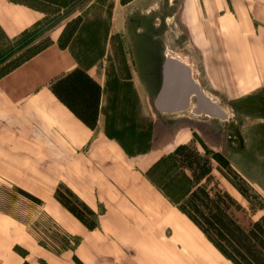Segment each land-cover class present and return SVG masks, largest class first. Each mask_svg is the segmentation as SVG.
<instances>
[{"label": "crops", "instance_id": "1", "mask_svg": "<svg viewBox=\"0 0 264 264\" xmlns=\"http://www.w3.org/2000/svg\"><path fill=\"white\" fill-rule=\"evenodd\" d=\"M183 2L191 7L180 15L184 22L209 24L203 34L195 28L192 34L199 52L218 57L209 64L215 89L227 101L240 98L250 106L252 96L264 92V0ZM47 17L0 0V27L11 39ZM87 19L102 20L80 22ZM68 35L50 30L46 45L0 76V193L18 187L40 199L42 213L70 237L69 247L56 251L63 236L54 246L42 243L28 226L0 212V264H233L153 182L163 160L176 165L179 145L206 154L200 139L208 146L212 120L153 111L146 93L152 74L141 73L150 66L119 63L113 46L104 52L96 43L89 51L81 27ZM75 69L100 87L94 129L52 89ZM78 87L67 95L84 99L93 111L97 88L89 82ZM60 185L96 214L94 230L56 200Z\"/></svg>", "mask_w": 264, "mask_h": 264}, {"label": "rangeland", "instance_id": "2", "mask_svg": "<svg viewBox=\"0 0 264 264\" xmlns=\"http://www.w3.org/2000/svg\"><path fill=\"white\" fill-rule=\"evenodd\" d=\"M17 1L44 11L48 17L15 39L9 38L0 27V76L46 45L50 30L66 29L72 36L81 27L83 37H88L89 51L96 47V43L102 45L104 52L113 46L118 49L114 58L119 63L130 60L152 68L141 73L152 74V86L146 93L151 109L157 111L154 103L161 86L160 70L166 54L188 57L202 89L216 97L228 116L221 120L201 115L212 120L214 125L206 139L208 146L202 139L200 145L212 160L214 175L220 186L242 205V210H234L233 216L245 228L257 220L264 223V210L251 209L252 201L239 192L227 172V166L231 165L251 185L253 192L264 198V92L254 94L251 105L247 107L243 106L240 98L227 101L215 89L209 64L218 57L199 52L192 34L193 28L199 30V35L203 34L202 28H207L209 24L184 22L180 15L191 9L190 6H186L183 0ZM87 16L102 20L80 22ZM185 113L193 114L191 108L180 112ZM153 182L162 187L175 204L186 196L191 186L189 172L178 168L171 158L163 160L162 165L153 171ZM0 212L28 226L42 243L54 246V242L63 236L52 217L42 213L40 206L17 193L13 187L2 190Z\"/></svg>", "mask_w": 264, "mask_h": 264}, {"label": "trees", "instance_id": "3", "mask_svg": "<svg viewBox=\"0 0 264 264\" xmlns=\"http://www.w3.org/2000/svg\"><path fill=\"white\" fill-rule=\"evenodd\" d=\"M14 2L22 3L17 0ZM81 82H89L97 88V99L93 111L89 110L84 99L74 100L68 93L80 92ZM70 84L71 87H68ZM52 89L88 127L94 129L97 123L100 87L81 69H75L59 78ZM71 97V98H70ZM72 99V100H71ZM176 166L188 171L191 186L186 196L176 203L177 208L194 223L217 250L233 264H264V223L254 221L250 227H243L233 216V211H241L242 205L227 190L220 186L214 175V166L210 156L200 153L192 145H179L174 151ZM227 172L233 178L239 192L250 199L255 208L264 210V198L255 192L251 185L231 165ZM14 190L40 205L41 200L21 188ZM1 195V193H0ZM56 200L61 203L87 229L97 227L96 214L81 201L69 188L60 185L55 193ZM70 237L63 236V242L56 248L60 251L69 247ZM78 264H81L77 260Z\"/></svg>", "mask_w": 264, "mask_h": 264}, {"label": "water", "instance_id": "4", "mask_svg": "<svg viewBox=\"0 0 264 264\" xmlns=\"http://www.w3.org/2000/svg\"><path fill=\"white\" fill-rule=\"evenodd\" d=\"M161 77V86L154 103L158 112L173 114L191 108L196 116L205 114L221 120L228 118L217 101L207 96L195 82L190 66L181 60L167 57L161 66Z\"/></svg>", "mask_w": 264, "mask_h": 264}, {"label": "bare ground", "instance_id": "5", "mask_svg": "<svg viewBox=\"0 0 264 264\" xmlns=\"http://www.w3.org/2000/svg\"><path fill=\"white\" fill-rule=\"evenodd\" d=\"M167 57H172V58L179 59V60H181L182 62H184L185 64H187L188 66H190L191 71H192L193 79H194L195 82H197V83L200 85V87H201L200 81H199V79H198V75L196 74V72L193 71V65H192V62L190 61V59H189L188 57H186V56L179 57V56H175V55H173V54H171V53L166 54V58H167ZM166 58H165V59H166ZM161 66H162V65H161ZM160 72H161V70H160ZM161 80H162V77H161ZM201 89H202V87H201ZM202 91H203L207 96H209L211 99L216 100L217 103L221 106L220 102L216 99L215 96H213L212 94H210L208 91H206V90H204V89H202ZM193 104H194V102H193V99H192V105H193ZM221 107H222V106H221ZM222 108L225 110L224 107H222ZM182 112H183V111H182ZM177 113H180V112H177ZM226 114H227V113H226ZM204 115H205V114H204ZM205 116H206V115H205ZM207 117L210 118L209 116H207Z\"/></svg>", "mask_w": 264, "mask_h": 264}]
</instances>
